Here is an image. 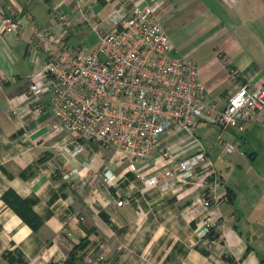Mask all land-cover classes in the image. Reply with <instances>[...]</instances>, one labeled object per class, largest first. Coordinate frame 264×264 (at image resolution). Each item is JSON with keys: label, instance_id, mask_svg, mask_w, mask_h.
<instances>
[{"label": "crops", "instance_id": "obj_1", "mask_svg": "<svg viewBox=\"0 0 264 264\" xmlns=\"http://www.w3.org/2000/svg\"><path fill=\"white\" fill-rule=\"evenodd\" d=\"M153 1L0 0V6L27 11L36 24L61 31L69 45L81 48V38L75 45L70 39L79 34L85 40L91 23L107 31L113 11L126 13ZM53 4L66 14L64 24L53 22ZM156 18L172 52L194 60L197 78L216 104L242 82L264 86V0H164ZM95 42L96 34L87 49ZM42 64L43 54L30 44L27 32L0 34V264H15L2 257L4 252L24 264H90L99 255L96 264L264 262V221L259 224L249 214L264 201V107L252 112L240 131L244 135L224 127L233 132L231 139L214 136L208 126L212 123L200 120L191 133L163 134L137 163L138 172L146 176L166 165L167 155L180 159L202 147L215 168L217 185L145 186L137 171L127 167V158L112 147L66 129L52 130L50 124L57 119L47 92L39 99L43 106L38 113H12L17 96L31 80L42 77ZM227 143L229 151L241 143L246 150L224 159ZM103 169L111 176L108 181ZM239 174L247 187L250 182L258 190L251 188L245 197L238 188ZM207 181L211 183L212 176ZM201 193L214 194L206 237L197 234L200 213L192 208ZM117 199L122 204L117 205ZM8 201L17 206L22 202L23 220ZM70 250L74 255L67 263Z\"/></svg>", "mask_w": 264, "mask_h": 264}, {"label": "built area", "instance_id": "obj_2", "mask_svg": "<svg viewBox=\"0 0 264 264\" xmlns=\"http://www.w3.org/2000/svg\"><path fill=\"white\" fill-rule=\"evenodd\" d=\"M163 4L164 0H154L134 5L126 13L113 11L107 31H99L91 23L96 42L87 50L69 45L61 31L39 26L27 11L14 13L9 4L0 6V34L27 32L30 44L43 54L42 77L30 81L11 111L18 116L24 109L38 113L43 106L39 99L47 92L50 111L57 119L50 124L52 130L66 129L76 137L112 147L127 158V167L137 171L143 185L159 183L167 188L196 183L211 187L219 179L202 147L180 159L167 155V164L146 176L138 172L137 163L147 158L163 134L191 133L200 120L243 130L252 112L264 107V86L242 82L221 104L213 102L197 78L195 62L171 54L170 38L156 18ZM50 14L54 23L67 22L66 14L56 5L50 6ZM231 147L227 143L224 149ZM101 174L106 181L111 178L107 169ZM210 176L211 183L207 181ZM213 197V193H201L192 203L200 213L195 228L202 237L213 222L208 213ZM122 202L115 201L117 205ZM101 258L99 255L90 264Z\"/></svg>", "mask_w": 264, "mask_h": 264}, {"label": "rangeland", "instance_id": "obj_3", "mask_svg": "<svg viewBox=\"0 0 264 264\" xmlns=\"http://www.w3.org/2000/svg\"><path fill=\"white\" fill-rule=\"evenodd\" d=\"M53 5H55V4H53ZM13 12L15 13V11L13 10ZM16 12H18V11H16ZM92 22V21H91ZM111 28V27H110ZM98 29V28H97ZM109 30V29H108ZM83 35H74L73 37H71V39H70V41H71V43H74L73 45H75V43L78 41V39H80L81 38V50H86L87 48H88V46H90V44H91V42L93 41V38L95 37V34H94V32H92V31H90V32H87L86 33V39L84 40L83 38ZM189 38L187 37L186 38V42H189ZM70 43V44H71ZM78 47V46H77ZM91 48V47H90ZM171 54L172 55H181V54H177V53H173V52H171ZM193 60V59H192ZM194 61V60H193ZM208 126H210L213 130H214V133H212V134H214V136L216 135V134H218L219 133V135H220V137L222 138V137H225L226 139H231L232 138V134H233V132H230V131H228L227 130V128H222V127H220V126H218V125H216V124H212V125H210V124H208ZM196 132H199V129L197 128L196 129ZM239 133H241L240 131L239 132H236V134L238 135ZM241 135H244V133H241ZM234 146V145H233ZM237 149L238 150H235V147L231 150V151H229V152H226V154H224V159H226V157H228V156H230V155H232V154H237V152L239 151V150H241V151H245L246 150V145L245 144H243V143H241V145L240 146H238L237 147ZM235 150V151H234ZM253 167H254V165H253ZM239 178H238V181H239V183H238V188H239V190H240V192H242V194L246 197L247 195H248V193H250V191H251V188H253L254 189V191H257L258 189L256 188V185H251V183L249 182V186L251 187V188H249V187H247L246 186V184H245V179L244 178H242L241 177V175L239 174V176H238ZM253 191V190H252ZM259 199V196L255 199V202H256V200H258ZM257 205L258 206H256V207H253V209L251 210V211H249V214L251 215V216H253L254 218H257L258 219V223L259 224H261L262 223V221H264V201L263 202H258L257 203ZM248 206H251V205H249L248 204Z\"/></svg>", "mask_w": 264, "mask_h": 264}, {"label": "trees", "instance_id": "obj_4", "mask_svg": "<svg viewBox=\"0 0 264 264\" xmlns=\"http://www.w3.org/2000/svg\"><path fill=\"white\" fill-rule=\"evenodd\" d=\"M6 197V196H5ZM1 198L2 199H4V192L1 194ZM9 202V201H8ZM18 203V206L17 205H13L12 203H10L9 202V204L11 205V208H12V210L23 220V214L20 212V207L22 206V202H20V201H18L17 202ZM20 254H18L17 253V255L16 256H19ZM74 255V253H73V251L72 250H70V252L68 253V256L69 257H67L66 258V262L67 263H69V262H71L72 261V256ZM2 257L5 259V260H7L8 262H10V263H15V264H24V262H23V259L22 258H20V257H13L12 255H11V253L9 254L8 252H4L3 254H2Z\"/></svg>", "mask_w": 264, "mask_h": 264}]
</instances>
